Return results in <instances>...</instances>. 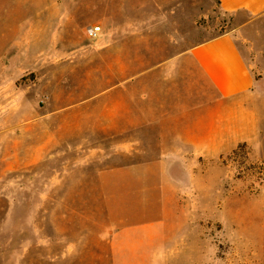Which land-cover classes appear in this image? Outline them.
<instances>
[{
  "label": "rangeland",
  "instance_id": "obj_1",
  "mask_svg": "<svg viewBox=\"0 0 264 264\" xmlns=\"http://www.w3.org/2000/svg\"><path fill=\"white\" fill-rule=\"evenodd\" d=\"M11 1H0V264H264V15L218 0ZM225 32L261 86L258 136L216 154L190 145L199 180H99L172 144L135 125L134 98L180 77L159 64Z\"/></svg>",
  "mask_w": 264,
  "mask_h": 264
},
{
  "label": "crops",
  "instance_id": "obj_2",
  "mask_svg": "<svg viewBox=\"0 0 264 264\" xmlns=\"http://www.w3.org/2000/svg\"><path fill=\"white\" fill-rule=\"evenodd\" d=\"M20 1L23 6L25 1ZM218 1L223 11L233 15L239 12L252 18L264 15V0ZM60 3L50 4L61 7ZM45 5L41 0V6ZM108 21L103 22L105 28ZM175 58L159 64L158 69L167 73V78L170 75L173 78L172 67L180 66V77L175 73L177 80H163L158 87L150 86L149 92L144 88L134 98L135 125L142 127L149 122L153 128L147 135L173 138L172 144L161 141L163 153L154 160L103 168L99 180H199L198 174L189 171L191 147L197 154L206 150L216 154L222 146H234L244 138L253 141L258 136L261 86L232 32L197 43ZM154 88L158 92H153ZM191 91L195 98L192 105ZM123 105L119 103L118 113H125Z\"/></svg>",
  "mask_w": 264,
  "mask_h": 264
},
{
  "label": "built area",
  "instance_id": "obj_3",
  "mask_svg": "<svg viewBox=\"0 0 264 264\" xmlns=\"http://www.w3.org/2000/svg\"><path fill=\"white\" fill-rule=\"evenodd\" d=\"M101 30V27L99 25L91 26L89 28V34L93 37H96L98 35V32Z\"/></svg>",
  "mask_w": 264,
  "mask_h": 264
}]
</instances>
